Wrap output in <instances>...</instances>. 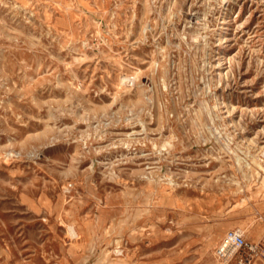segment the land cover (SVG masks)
I'll use <instances>...</instances> for the list:
<instances>
[{
  "label": "rangeland",
  "instance_id": "374dc122",
  "mask_svg": "<svg viewBox=\"0 0 264 264\" xmlns=\"http://www.w3.org/2000/svg\"><path fill=\"white\" fill-rule=\"evenodd\" d=\"M231 228L264 237V0H0V264H226Z\"/></svg>",
  "mask_w": 264,
  "mask_h": 264
},
{
  "label": "built area",
  "instance_id": "2783aa9c",
  "mask_svg": "<svg viewBox=\"0 0 264 264\" xmlns=\"http://www.w3.org/2000/svg\"><path fill=\"white\" fill-rule=\"evenodd\" d=\"M198 25V22L193 24L195 27ZM245 248L264 259V237L258 243L250 242L241 229L231 228L224 233L215 253L220 262L227 264L238 250Z\"/></svg>",
  "mask_w": 264,
  "mask_h": 264
},
{
  "label": "bare ground",
  "instance_id": "6f19581e",
  "mask_svg": "<svg viewBox=\"0 0 264 264\" xmlns=\"http://www.w3.org/2000/svg\"><path fill=\"white\" fill-rule=\"evenodd\" d=\"M196 10H197V9H196ZM230 10H231V9H230ZM227 13L229 14V12H227ZM228 14H227V16H228ZM225 17H226V16H225ZM225 17H224V18H225ZM225 29H226V28H225ZM132 77H133V76H132ZM126 78H127V77H126ZM128 78H129V77H128ZM133 78H134V77H133ZM131 79H132V78H131ZM131 79H130V80H131ZM134 79H135V78H134ZM137 79H138V78H137ZM121 80H122V79H121ZM130 80H129V81H130ZM128 83H129V82H128ZM132 133H133V132H132ZM128 134H129V133H128Z\"/></svg>",
  "mask_w": 264,
  "mask_h": 264
},
{
  "label": "crops",
  "instance_id": "0c3cea01",
  "mask_svg": "<svg viewBox=\"0 0 264 264\" xmlns=\"http://www.w3.org/2000/svg\"><path fill=\"white\" fill-rule=\"evenodd\" d=\"M224 231V230H223Z\"/></svg>",
  "mask_w": 264,
  "mask_h": 264
}]
</instances>
